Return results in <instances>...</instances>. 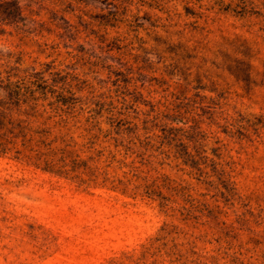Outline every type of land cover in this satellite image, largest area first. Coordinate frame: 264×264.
Instances as JSON below:
<instances>
[{
    "label": "rangeland",
    "instance_id": "rangeland-1",
    "mask_svg": "<svg viewBox=\"0 0 264 264\" xmlns=\"http://www.w3.org/2000/svg\"><path fill=\"white\" fill-rule=\"evenodd\" d=\"M0 264H264V0H0Z\"/></svg>",
    "mask_w": 264,
    "mask_h": 264
}]
</instances>
